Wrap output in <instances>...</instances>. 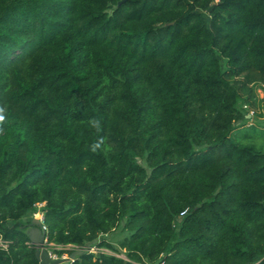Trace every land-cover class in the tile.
Wrapping results in <instances>:
<instances>
[{
  "label": "trees",
  "instance_id": "obj_1",
  "mask_svg": "<svg viewBox=\"0 0 264 264\" xmlns=\"http://www.w3.org/2000/svg\"><path fill=\"white\" fill-rule=\"evenodd\" d=\"M257 86L264 0H0V264H264Z\"/></svg>",
  "mask_w": 264,
  "mask_h": 264
},
{
  "label": "rangeland",
  "instance_id": "obj_2",
  "mask_svg": "<svg viewBox=\"0 0 264 264\" xmlns=\"http://www.w3.org/2000/svg\"><path fill=\"white\" fill-rule=\"evenodd\" d=\"M221 64L222 69L226 70V61L221 60ZM255 106V108L250 107V105H248L244 99L239 101L238 109L245 116V119L239 120L234 124L233 133L236 134L238 132V134L242 137L245 135L252 137V139L250 138L247 140L249 144H252V142L255 141L254 143H257L258 146L264 147V130L261 128V126H264V87L257 86L255 88ZM140 163L145 165L143 160H140ZM38 213H42L39 207L34 213H30L25 218H23L21 223L26 227L32 225L31 221L32 219H38ZM124 224L125 219L121 221L118 228L111 235L106 237V239L117 248H119L121 242L127 240L130 236L129 232L125 230ZM92 249H94L93 252L91 251ZM90 252L94 254H98L100 252L107 253L127 260L126 254L123 251L112 252L107 249L92 247ZM68 256L69 255H65V257Z\"/></svg>",
  "mask_w": 264,
  "mask_h": 264
},
{
  "label": "water",
  "instance_id": "obj_3",
  "mask_svg": "<svg viewBox=\"0 0 264 264\" xmlns=\"http://www.w3.org/2000/svg\"><path fill=\"white\" fill-rule=\"evenodd\" d=\"M30 227V244L35 248V257L40 264H68L82 254L81 250H77L66 258H54L47 247L48 238L47 233L43 231L42 222L35 219Z\"/></svg>",
  "mask_w": 264,
  "mask_h": 264
},
{
  "label": "built area",
  "instance_id": "obj_4",
  "mask_svg": "<svg viewBox=\"0 0 264 264\" xmlns=\"http://www.w3.org/2000/svg\"><path fill=\"white\" fill-rule=\"evenodd\" d=\"M38 207L41 209L43 207L42 204H39ZM185 213H182L181 216H183ZM38 219L42 222V226H43V231H45L47 233V228L45 226V223H44V216L42 213H38ZM0 245L4 248H7V244L5 242H0ZM54 246V244H50L47 242V247L49 248V250ZM92 252L94 251V249L91 250ZM52 254V253H51ZM52 256L54 258H58V256L56 254H52Z\"/></svg>",
  "mask_w": 264,
  "mask_h": 264
},
{
  "label": "crops",
  "instance_id": "obj_5",
  "mask_svg": "<svg viewBox=\"0 0 264 264\" xmlns=\"http://www.w3.org/2000/svg\"><path fill=\"white\" fill-rule=\"evenodd\" d=\"M38 220H39V219H38ZM34 221H35V219H32V223H33ZM30 230H31V227L28 226V227H27V233H28V235H29ZM57 249H62V248L57 247V246L54 245V246L50 249V252L54 255V254H55L54 251L57 250ZM58 258H66V257H65V255H63V256L58 257ZM68 264H71V263H68Z\"/></svg>",
  "mask_w": 264,
  "mask_h": 264
}]
</instances>
